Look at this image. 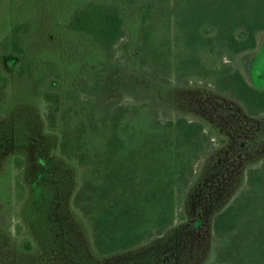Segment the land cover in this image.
Here are the masks:
<instances>
[{"label": "rangeland", "instance_id": "374dc122", "mask_svg": "<svg viewBox=\"0 0 264 264\" xmlns=\"http://www.w3.org/2000/svg\"><path fill=\"white\" fill-rule=\"evenodd\" d=\"M0 4V26L8 10L28 54L35 58L55 53L64 68L63 83L47 79L38 84L36 75L20 74L19 60L0 51L1 68L10 80L0 89V174L9 158L17 159L9 163L12 186L19 180L26 188L21 203L13 200L0 209V264H223L219 255L228 240L215 239L213 219L246 188L250 168L264 161V112L250 115L239 101L218 90L211 75L185 76L174 69L166 76L152 74L138 61L137 42L130 37L115 47L113 59L97 60L66 28L72 0H17L5 10L3 0ZM224 63L264 88V33L255 51L225 58ZM37 84L57 92L60 103L48 105ZM101 102L145 105L161 121L186 117L207 130L195 145L194 177L182 190L173 228L136 251L105 259L95 256L87 221L73 205L82 185V160L88 149L97 153L110 132L95 109ZM48 115L55 118L58 131L48 129ZM62 132L68 133L65 152L59 147ZM17 226L23 228L22 237L34 241L33 252H19Z\"/></svg>", "mask_w": 264, "mask_h": 264}, {"label": "trees", "instance_id": "16d2710c", "mask_svg": "<svg viewBox=\"0 0 264 264\" xmlns=\"http://www.w3.org/2000/svg\"><path fill=\"white\" fill-rule=\"evenodd\" d=\"M72 1L74 9L66 28L97 60L102 56L113 59L115 47L130 37L137 42L138 61L152 74L166 76L174 69L185 76L211 75L218 90L239 101L250 115L264 112V88L224 63L225 58L234 60L257 49L264 33V0ZM9 3L16 6L17 0H3L4 10ZM6 12L0 26V51L19 60L20 74L36 75L38 84L47 79L63 83L64 68L58 56L47 51L31 57L15 18ZM9 81L0 65V89ZM38 84L37 93L48 105L60 103L57 92L42 90ZM95 109L111 128L97 153L88 149V157L78 168L83 178L73 205L87 221L95 256L105 259L136 251L173 228L182 190L194 177L195 145L207 130L203 123L186 117L161 121L145 105L101 102ZM47 127L58 131L53 116L48 115ZM67 135L62 132L59 146L64 152L69 145ZM15 162L9 158L0 174L2 211L13 200L21 203L26 195L19 180L12 186L11 164ZM213 229L217 241L228 240L219 255L223 264H264V161L250 168L246 188L215 215ZM16 231L22 237L23 228L17 226ZM17 247L19 252L31 253L35 243L22 237Z\"/></svg>", "mask_w": 264, "mask_h": 264}]
</instances>
